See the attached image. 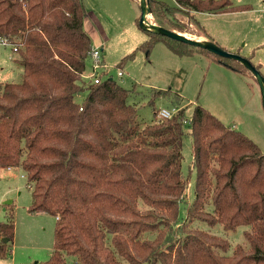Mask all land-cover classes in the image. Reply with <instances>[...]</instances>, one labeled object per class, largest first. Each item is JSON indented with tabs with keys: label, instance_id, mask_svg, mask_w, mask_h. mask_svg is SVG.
Segmentation results:
<instances>
[{
	"label": "trees",
	"instance_id": "trees-1",
	"mask_svg": "<svg viewBox=\"0 0 264 264\" xmlns=\"http://www.w3.org/2000/svg\"><path fill=\"white\" fill-rule=\"evenodd\" d=\"M149 2L154 20L177 31H184L177 10L252 8L233 0ZM87 14L84 0H0V39L17 47L23 65L20 81L1 82L0 166L22 169L32 191L30 212L56 217L53 251L43 264H264L260 146L202 105L189 115L181 96L173 100V116L158 118L155 100L167 90L150 92L155 118L143 121L140 106L130 101L135 86L111 76L86 80L94 47L84 27ZM142 29L148 54L164 41L179 55L198 49L248 70L201 46ZM185 136L193 157L188 173ZM14 214L12 207L0 221V259L10 253ZM202 224L227 231L248 226L245 242L234 244Z\"/></svg>",
	"mask_w": 264,
	"mask_h": 264
},
{
	"label": "rangeland",
	"instance_id": "rangeland-1",
	"mask_svg": "<svg viewBox=\"0 0 264 264\" xmlns=\"http://www.w3.org/2000/svg\"><path fill=\"white\" fill-rule=\"evenodd\" d=\"M162 1L177 6L175 0ZM233 3L252 8L198 14L177 10L175 18L184 28L180 32L198 38L203 36L205 28L220 46L250 57L264 75V0H233ZM84 4L94 36L105 40L102 53L111 67L112 77L126 88L135 86L136 92L130 101L140 106L141 120L155 118L154 106L149 104L150 92L154 88L167 90L166 96L155 100V108H173L174 98L181 96L180 106L189 104V115L195 105H202L226 125L253 139L264 152V102L259 84L250 71H237L198 49L179 55L164 41L156 42L148 54L141 47L148 34L139 25L141 7L137 0H84ZM150 16L155 19L153 14ZM134 51L135 55L121 67L120 62ZM18 58L14 45L0 44V91L1 82L21 80L23 65ZM91 65L92 60L88 58L87 73L91 72ZM184 156V169L188 173L193 158L189 136L184 138ZM195 173L193 170L192 184ZM6 190H9L7 196L0 198V221L7 220L14 207L16 225L14 238L8 244L10 253L1 259L2 263L43 264L53 251L56 217L46 212H30L32 191L21 168L0 167V197ZM10 200L13 201L7 203ZM202 225L223 234L234 244L245 242L244 231L248 226L227 231L220 225L213 228ZM67 258L73 260L71 256Z\"/></svg>",
	"mask_w": 264,
	"mask_h": 264
},
{
	"label": "water",
	"instance_id": "water-1",
	"mask_svg": "<svg viewBox=\"0 0 264 264\" xmlns=\"http://www.w3.org/2000/svg\"><path fill=\"white\" fill-rule=\"evenodd\" d=\"M138 2L141 7V17L139 19V25L141 28L149 29L154 32L166 35L177 41L185 42L191 45L201 46L220 56L234 59V60L241 62L251 72V74L254 76V78L258 82L260 90H261V94L263 97V102H264V75L261 73L259 68L251 61V59H249L248 57L242 56L241 54L237 52H232V51L225 49L213 39H209V41L206 42L196 37L187 35L183 32L167 28L166 26L158 23L153 18H150L151 17L150 15L152 14V8H151L149 0H138ZM146 24H150L151 28L148 27ZM3 240L7 242L8 238H3Z\"/></svg>",
	"mask_w": 264,
	"mask_h": 264
},
{
	"label": "built area",
	"instance_id": "built-area-1",
	"mask_svg": "<svg viewBox=\"0 0 264 264\" xmlns=\"http://www.w3.org/2000/svg\"><path fill=\"white\" fill-rule=\"evenodd\" d=\"M0 44H10L6 39H0ZM17 47L15 46L14 49ZM103 47L101 45H96L93 47L92 52L90 54V58L92 60L91 72L87 73L86 71L83 74L85 79L92 80L94 82H99L102 78L112 77L111 75V67L107 65L103 58ZM123 72L119 71V75ZM177 108H160L158 110L157 116L158 118H169L175 114ZM185 123H189L190 119H184Z\"/></svg>",
	"mask_w": 264,
	"mask_h": 264
},
{
	"label": "crops",
	"instance_id": "crops-1",
	"mask_svg": "<svg viewBox=\"0 0 264 264\" xmlns=\"http://www.w3.org/2000/svg\"><path fill=\"white\" fill-rule=\"evenodd\" d=\"M138 1V0H137ZM244 10V9H243ZM234 12V11H233ZM226 13H228V12H226ZM198 14V13H197ZM84 27H85V29L88 31V33L90 34V36H91V38H92V40H93V36H94V34H95V30H93V27H92V25H91V23L89 22V20H88V14H87V16H86V18H85V20H84ZM203 36H205L206 38H208V40L209 39H211V37H208V36H206V35H203ZM211 36V35H210ZM94 39H95V42H94V40L92 41L93 43H96V45H102V47L104 48V42H105V40H102V39H99L97 36H94ZM213 39V38H212ZM217 42V41H216ZM95 45V46H96ZM105 60V59H104ZM106 62V61H105ZM1 168H7L8 170H12V169H14V167H7V166H0ZM8 192H9V190H6L3 194H2V196L0 197V198H4V197H6L7 196V194H8ZM13 200H10L9 202H7V203H11ZM7 208V207H6ZM0 264H3L2 263V260L0 259Z\"/></svg>",
	"mask_w": 264,
	"mask_h": 264
},
{
	"label": "bare ground",
	"instance_id": "bare-ground-1",
	"mask_svg": "<svg viewBox=\"0 0 264 264\" xmlns=\"http://www.w3.org/2000/svg\"><path fill=\"white\" fill-rule=\"evenodd\" d=\"M148 27L151 28V26H149L148 24H146ZM198 39L202 40V41H209L208 38L204 37V36H199Z\"/></svg>",
	"mask_w": 264,
	"mask_h": 264
}]
</instances>
